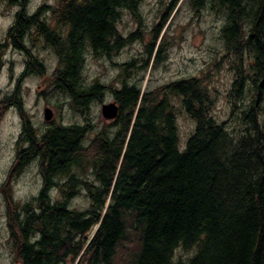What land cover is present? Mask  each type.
I'll return each mask as SVG.
<instances>
[{
  "label": "trees",
  "instance_id": "trees-1",
  "mask_svg": "<svg viewBox=\"0 0 264 264\" xmlns=\"http://www.w3.org/2000/svg\"><path fill=\"white\" fill-rule=\"evenodd\" d=\"M1 1L18 6L0 43V51H24L17 82L45 75L30 40L53 50L57 63L47 78L77 111L87 114L106 91L119 105L109 123L115 130L104 127L88 140L93 124L87 115L84 123L39 132L22 107L18 83L0 99L22 120L15 159L0 186L15 264H264V0L190 1L196 9L209 2L224 15L220 38L235 72L228 95L233 110L243 107L239 131L213 116L214 98L198 76L151 89L129 82L135 63L147 72L163 58V23L153 27L145 55L122 63L112 83L82 82L87 50L111 58L142 39L139 29L122 36L116 24L128 12L141 26L143 0H58L31 13L29 0ZM174 97L195 124L183 151ZM33 160L43 184L21 204L12 198L10 180ZM86 170L92 178L77 180ZM54 187L62 199L52 200ZM79 187L90 200L84 210L68 205ZM179 247L194 251L174 259Z\"/></svg>",
  "mask_w": 264,
  "mask_h": 264
},
{
  "label": "rangeland",
  "instance_id": "rangeland-1",
  "mask_svg": "<svg viewBox=\"0 0 264 264\" xmlns=\"http://www.w3.org/2000/svg\"><path fill=\"white\" fill-rule=\"evenodd\" d=\"M172 1L143 0L139 7L142 16L141 26H138L130 13L124 12L116 24L121 35L127 37L139 29L142 39H134L111 58L107 56L95 57L87 50L81 69L82 82L85 85H89L95 80L104 85L112 83L121 71L122 63L128 62L131 57L141 59L145 55V46L151 42L153 37V27L163 23L160 31V36L163 34L162 42L164 43L161 51L163 58L157 64L152 65L147 72L136 67L142 62L135 63V68L131 71L133 76L129 82L139 84L142 88L151 89L178 78L198 76L214 98L213 116L219 122L225 121L228 129L239 131L243 126L239 120L243 107L233 110L232 98L230 100L228 95L232 88L235 72L231 67V58L225 55L224 43L220 38V30L225 23L223 13H215L216 11L210 8L209 2L204 7L196 9L191 6V0H179L173 10L172 8L169 10ZM57 3L58 0H29L26 8L31 13L43 4L53 7ZM17 9L18 6H7L4 1L0 0V43L3 41L7 28L13 22ZM45 16L48 18L47 20H50L49 13ZM49 23L54 27L52 22L49 21ZM25 42L30 51L43 64L45 75L29 74L17 82L25 63L24 51L10 47L0 51V99L11 95L18 83L22 107L32 125L39 132L52 125L84 123L86 115L93 124V130L88 133V140L95 135V132L104 127H107L111 132L115 130L116 126H109L112 121L103 118L100 112L102 104L114 100L112 93L106 91L101 102L91 101L87 114L77 111L70 103L68 95L55 89L51 80L47 78L57 63V57L53 50L43 44L33 47L30 40ZM118 81L113 86L118 87ZM246 94L248 95V93ZM172 103L177 126L178 149L183 151L195 124L187 116L178 99L174 97ZM46 107L53 112L50 120L44 119L43 113ZM21 124L22 120L17 108L12 106L2 108L0 106V186L5 181L14 159L15 142L22 131ZM77 177L79 179L92 178V175L86 170L77 174ZM10 184L12 198L18 203H26L36 196L41 185L37 161H31L18 176L12 177ZM50 196L52 200L62 199V196L57 194L56 188L51 189ZM68 205L79 210L90 207V200L82 187L78 188L76 196L69 199ZM193 251L179 247L174 252V259L185 258ZM0 264H15L6 224V203L1 189Z\"/></svg>",
  "mask_w": 264,
  "mask_h": 264
},
{
  "label": "water",
  "instance_id": "water-1",
  "mask_svg": "<svg viewBox=\"0 0 264 264\" xmlns=\"http://www.w3.org/2000/svg\"><path fill=\"white\" fill-rule=\"evenodd\" d=\"M101 115L103 118H107L109 120H113L118 113V106L115 101H111L108 103H104L101 106ZM44 119L50 120L52 118L53 112L50 108L46 107L44 109Z\"/></svg>",
  "mask_w": 264,
  "mask_h": 264
},
{
  "label": "flooded vegetation",
  "instance_id": "flooded-vegetation-1",
  "mask_svg": "<svg viewBox=\"0 0 264 264\" xmlns=\"http://www.w3.org/2000/svg\"><path fill=\"white\" fill-rule=\"evenodd\" d=\"M24 66H25V63H24ZM23 70H24V67H23V69H22V71H21V74L23 73ZM14 159H15V155H14ZM13 159V160H14ZM13 162V161H12ZM38 169V168H37ZM24 170V169H23ZM22 170V171H23ZM40 174V173H39ZM41 176V175H40ZM76 178H77V180H80L77 176H76ZM58 180V178L57 177H55V180ZM42 184H43V180H42V177H41V185H40V188H41V186H42ZM54 188H56V187H54ZM57 189V188H56ZM72 192H75L76 194H77V192H78V188H75V189H73L72 190ZM57 194H60V191L57 189ZM76 194L74 195V196H76ZM61 195V194H60ZM74 196H72V197H70L69 199H72ZM57 200V199H56ZM54 201V200H53Z\"/></svg>",
  "mask_w": 264,
  "mask_h": 264
},
{
  "label": "bare ground",
  "instance_id": "bare-ground-1",
  "mask_svg": "<svg viewBox=\"0 0 264 264\" xmlns=\"http://www.w3.org/2000/svg\"><path fill=\"white\" fill-rule=\"evenodd\" d=\"M248 62H249V61H248ZM113 101H115V100H113ZM115 102H116V101H115ZM116 104H117V102H116ZM117 106H118V113H117V116H118V114H119V105L117 104ZM117 116H116V117H117ZM116 117H115V118H116ZM115 118H114V119H115ZM105 119H106V120H109V119H107V118H105ZM114 119H113V120H114ZM113 120H109V121H113Z\"/></svg>",
  "mask_w": 264,
  "mask_h": 264
}]
</instances>
